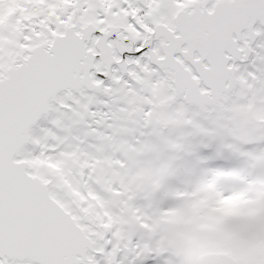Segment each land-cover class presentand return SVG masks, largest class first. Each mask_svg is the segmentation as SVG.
<instances>
[{
	"label": "snow or ice",
	"instance_id": "obj_1",
	"mask_svg": "<svg viewBox=\"0 0 264 264\" xmlns=\"http://www.w3.org/2000/svg\"><path fill=\"white\" fill-rule=\"evenodd\" d=\"M0 264H264V0H0Z\"/></svg>",
	"mask_w": 264,
	"mask_h": 264
},
{
	"label": "rangeland",
	"instance_id": "obj_2",
	"mask_svg": "<svg viewBox=\"0 0 264 264\" xmlns=\"http://www.w3.org/2000/svg\"><path fill=\"white\" fill-rule=\"evenodd\" d=\"M211 163L213 165L219 164V165H222V166H224L226 168H231V167L237 166L238 162L235 161V160H225V161H223V164H222L221 160H218V161H212Z\"/></svg>",
	"mask_w": 264,
	"mask_h": 264
},
{
	"label": "trees",
	"instance_id": "obj_3",
	"mask_svg": "<svg viewBox=\"0 0 264 264\" xmlns=\"http://www.w3.org/2000/svg\"><path fill=\"white\" fill-rule=\"evenodd\" d=\"M223 161H225V160H221L222 164H223Z\"/></svg>",
	"mask_w": 264,
	"mask_h": 264
}]
</instances>
